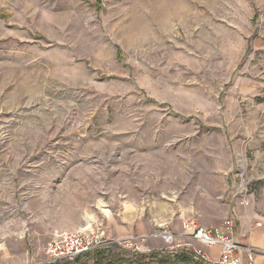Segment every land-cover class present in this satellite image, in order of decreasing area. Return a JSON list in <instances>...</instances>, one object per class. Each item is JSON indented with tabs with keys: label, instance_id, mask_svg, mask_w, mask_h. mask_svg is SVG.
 Masks as SVG:
<instances>
[{
	"label": "rangeland",
	"instance_id": "rangeland-1",
	"mask_svg": "<svg viewBox=\"0 0 264 264\" xmlns=\"http://www.w3.org/2000/svg\"><path fill=\"white\" fill-rule=\"evenodd\" d=\"M228 219L264 250V0H0V264Z\"/></svg>",
	"mask_w": 264,
	"mask_h": 264
},
{
	"label": "built area",
	"instance_id": "built-area-1",
	"mask_svg": "<svg viewBox=\"0 0 264 264\" xmlns=\"http://www.w3.org/2000/svg\"><path fill=\"white\" fill-rule=\"evenodd\" d=\"M242 205H248V202L242 201ZM162 228L156 237L162 239L172 255L190 256L200 264H242L244 258L248 259L250 264L255 263L256 251L248 246L242 247L234 240L233 219L224 221L214 229L205 228L194 220L188 221L184 225L186 237L183 240H179L167 227ZM202 247L219 248V255L213 258ZM114 248L128 250L136 255L140 252L138 245L131 242L111 241L101 231L80 230L59 234L46 248V256L48 264L74 263L78 257L85 254Z\"/></svg>",
	"mask_w": 264,
	"mask_h": 264
},
{
	"label": "trees",
	"instance_id": "trees-1",
	"mask_svg": "<svg viewBox=\"0 0 264 264\" xmlns=\"http://www.w3.org/2000/svg\"><path fill=\"white\" fill-rule=\"evenodd\" d=\"M89 256H80L74 263L63 262L62 264H88L83 259ZM93 264H145L149 260L150 264H190L193 260L185 255H176L173 257L159 254H150L148 257L128 258L125 254H115L113 250L98 251L93 254ZM87 260V259H86ZM199 264V263H198Z\"/></svg>",
	"mask_w": 264,
	"mask_h": 264
},
{
	"label": "crops",
	"instance_id": "crops-1",
	"mask_svg": "<svg viewBox=\"0 0 264 264\" xmlns=\"http://www.w3.org/2000/svg\"><path fill=\"white\" fill-rule=\"evenodd\" d=\"M56 229V230H55ZM53 232H57V228H55ZM249 245V244H248ZM256 249L260 248L257 245H253ZM201 247V246H200ZM249 247V246H248ZM204 251L211 257L216 258L219 255V248H204ZM261 250V251H260ZM258 249L260 254L256 256L255 263L254 264H264V250Z\"/></svg>",
	"mask_w": 264,
	"mask_h": 264
}]
</instances>
